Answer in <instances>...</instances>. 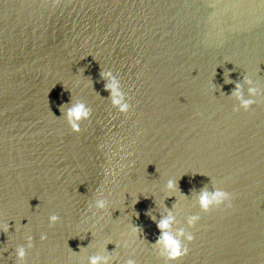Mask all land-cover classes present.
I'll return each instance as SVG.
<instances>
[{
    "label": "water",
    "instance_id": "obj_1",
    "mask_svg": "<svg viewBox=\"0 0 264 264\" xmlns=\"http://www.w3.org/2000/svg\"><path fill=\"white\" fill-rule=\"evenodd\" d=\"M76 102L91 110L78 134L61 111ZM215 187L232 207L201 212ZM169 212L194 236L174 264H264V4L0 0V264H172L155 247Z\"/></svg>",
    "mask_w": 264,
    "mask_h": 264
},
{
    "label": "clouds",
    "instance_id": "obj_2",
    "mask_svg": "<svg viewBox=\"0 0 264 264\" xmlns=\"http://www.w3.org/2000/svg\"><path fill=\"white\" fill-rule=\"evenodd\" d=\"M58 2V0H56ZM260 3L264 4V0H259ZM101 75L106 79L105 89L110 93V98L112 101L113 107L120 114H127L130 111L131 105L129 104L126 94L122 90L120 80L113 75L112 71L107 70L101 73ZM246 83L249 85L252 84L251 80H246ZM249 94L252 97H257L261 95V89L258 86L249 87ZM233 95L236 99L240 101V108L245 111L249 110L250 107L256 103V100L253 98L245 99L242 95L241 86L238 84ZM63 118L67 122L73 133H80L81 123L83 121L89 120L91 117V110L83 103L76 102L72 103L71 106H65L61 109ZM178 188L177 181L169 179L166 184L167 194L169 196L173 195ZM232 194L226 190L215 187L211 192L207 190L201 191L198 197V205L201 212L207 213L212 209L225 207H232ZM136 201H134L135 203ZM108 207V201L103 197V194L100 193L98 198L94 200L92 204L89 205V210L95 209L97 211H105ZM179 211V209H178ZM95 214V212L93 213ZM59 217L53 215L50 217L51 222H56ZM154 219V218H153ZM175 221V216L169 212V214L162 218L157 227L160 229V237L156 242L155 247L158 248L159 255L165 259L167 262H174L180 260L182 257L187 255L189 249L187 243H191L194 239L193 234L190 231H187L185 228L181 227L177 231L173 232L171 227ZM200 221L199 215H190L187 217V227L189 229L195 227V225ZM4 229L7 230V226H4ZM138 233V228L133 226L131 228V234L136 236ZM46 239V236H41V240ZM28 247H32V237L28 236ZM187 242V243H185ZM26 252L24 247H20L17 252L18 258L23 261L25 258ZM115 257H101L94 256L90 259V264H109V261ZM125 264H136V261L132 258H129Z\"/></svg>",
    "mask_w": 264,
    "mask_h": 264
}]
</instances>
